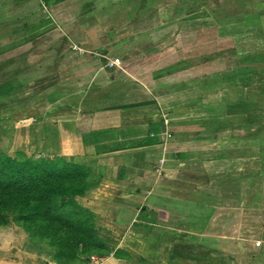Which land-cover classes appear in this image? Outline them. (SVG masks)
<instances>
[{
    "label": "crops",
    "instance_id": "obj_1",
    "mask_svg": "<svg viewBox=\"0 0 264 264\" xmlns=\"http://www.w3.org/2000/svg\"><path fill=\"white\" fill-rule=\"evenodd\" d=\"M23 1L16 3L18 10L24 4L22 15L16 11V59H0V111L16 95V136L31 151L17 153L90 170L77 200L92 211L97 237L109 249L97 255L100 264L111 258L124 264H264L263 167L246 178L243 147L216 148L222 140L239 139L243 125L224 117L215 130H206L209 119L189 117L215 104L244 106L238 95L231 101L223 96L244 91L233 72L238 66L214 72L211 66L225 61L221 54L218 60L206 55L198 64L209 71L191 78L183 71L201 65L158 66L166 24L189 37L211 22L219 35L216 13L203 14L205 0H172L171 10L158 0L153 11H128L131 0H38V12L31 10L36 0ZM250 1L235 4L243 9ZM231 5L222 9L234 19ZM103 56L120 65L106 66ZM7 80H16V89ZM253 144L261 153V139ZM228 213L238 214L234 222L227 221ZM239 214L252 216V225L241 227ZM14 231L0 228V264H40L37 247L4 242L16 237Z\"/></svg>",
    "mask_w": 264,
    "mask_h": 264
},
{
    "label": "rangeland",
    "instance_id": "obj_2",
    "mask_svg": "<svg viewBox=\"0 0 264 264\" xmlns=\"http://www.w3.org/2000/svg\"><path fill=\"white\" fill-rule=\"evenodd\" d=\"M17 1L24 2L23 0ZM17 1L12 2V0H0V23H2L3 21L5 22V26H2V24H0V59H2L3 57L4 59H16V11L21 13L22 15L23 11L20 10H24V4L23 7H20V10L16 9ZM103 1L108 2L118 0ZM159 1L160 3L164 2V6L169 10L173 9L170 6H172L173 3H176L172 0ZM239 1L240 0H205V2L202 3H205L206 9V12L203 13L204 15H207L210 11L213 10V12L216 13V15H214V19L220 20L219 22L221 23V25L218 27L221 29V31H219V35L216 34L215 30H213L215 28H213V26H210L211 22H209L210 25L208 24V22L202 24V26L204 27L203 33L202 31L198 33V31L195 30L196 32L189 37L179 36L180 34H176L175 32L176 28L174 26L176 25L171 26V24H166L167 26L162 28L160 30L161 32L159 33L160 35L165 37V41L167 40V42L161 48V53H159L161 60L158 63V66L159 68L165 67L164 70H166L173 65H178V68L175 69L180 70L181 67L183 65L186 66L189 61V64H198L206 60L205 56L209 54H211L212 56L214 55L215 57H219L221 54L222 58L225 57V61L223 60L222 63H217L211 66L210 69H212L214 72H220L226 68L227 70L229 69L231 70L230 72H232V68H234L235 66H239L240 69L238 71V82L240 83V86H242V89H244V91L238 93L233 89H230L229 91L225 92L223 96H225V99L231 101L238 95L237 97L242 99L244 98V106L239 109L231 107L229 110L227 105L225 108V104H215L211 106V108H207V110H201L200 108L199 112L190 113L191 115L189 117H191L192 119H199L204 117L205 119H209L208 122L202 125L206 130H215V127L219 124L218 120H224V117L225 119L238 121L241 126L243 125L242 127L238 128L237 133L235 134V136H239V139L234 138L233 141L230 139L228 142L222 140L220 143H216V148H226L232 146L235 147L237 145L243 147L244 153L246 154V159H248L245 163V175L247 178L248 175L253 171L257 172L262 167H264V51L262 52L261 50H259L254 52V49H260V47H262L264 44L261 39L262 37L260 23L258 22L259 19L257 16L258 1L264 0H253L246 3L245 7L247 8L246 12L249 13L248 16L246 14L242 15L241 11L237 10L240 9L244 11V8L242 9L243 6L241 7V5L235 4L239 3ZM157 3L158 0H131L128 3V11L129 9H131V7L132 9H134L136 8V6H144L150 9V11H153L154 6H156ZM160 3L158 4L160 5ZM185 3H187V1ZM228 3L232 4L230 6V15H238L237 17H234V19L238 18L237 21H235L233 17H224L226 11H224L222 8L225 7ZM39 4L40 2L36 0L35 4L31 6V10L36 6V12L42 11V7H40ZM81 5L84 6V3L81 2L80 8L78 9V6H76L75 9H78L80 10V12H82ZM60 6L61 5H59L58 7L62 8ZM190 7L191 5H188V8ZM49 12L51 13L53 11L50 10ZM171 13L172 12H170L169 14L171 15ZM159 15L160 18H163L165 20L166 12L164 9L159 12ZM45 19L46 17L43 16V20ZM47 19L51 21V24H56V18L52 14H50V17L47 16ZM187 23L188 20L181 21L182 25L186 26L188 25ZM171 45L174 46L172 47ZM217 57L215 58L216 60L219 59ZM236 57L239 59L237 64L235 65ZM243 57L244 60H241ZM240 62H242V64H240ZM240 66L242 67V69ZM188 67L189 65L186 68ZM196 67H198V69H196ZM202 68V65L195 66V68L185 70L183 71V73L185 74L187 72L188 77L191 78L194 75H199L200 73L205 71ZM207 71H209V69H206L205 73H207ZM5 83H8L10 87H16V80H7ZM41 103H43V99L41 100ZM3 107H5V109L0 111V123L2 124V126H0V154H5L13 158H21V156L17 153L19 149H26V151L28 152L31 151L28 149V146L30 144L23 143V139L17 138L16 136V95L11 96V98H9L8 100L6 99ZM207 116H211V118H206ZM230 130L234 129L230 128ZM258 139H261V153L258 152L259 150L257 149V146L253 144V141H257ZM212 145L213 144H209V146ZM252 150L255 151L252 152ZM248 152L249 154H247ZM29 157L33 159H49L48 157L46 158L42 155H34ZM261 189L262 195H264V184ZM261 206L262 203L257 207ZM250 209L254 210V208L252 207ZM240 215L241 214H239L238 219H241V227H243L244 224L252 225V216L244 215V218L242 215ZM252 215H255V212H252ZM237 216L238 214L228 213L227 221L234 222ZM235 224L233 225L232 229L230 228L231 233L232 230H237ZM230 225L231 223L227 225H221L220 227L225 229ZM14 226L16 227V225ZM239 230H241V228ZM16 231H14V234L18 233L16 237H13L11 241L5 240L4 242H9L8 244L11 243V246L16 247V249L21 248L26 244H30L33 247H37L40 264H46L47 262L56 263L54 262L52 257H49L50 252L44 253L43 248L40 245L34 244L30 238L26 237V235L22 231H20V229L16 228ZM214 231H218V228H215ZM245 235H250V233L246 232ZM255 244L256 242L254 243V245ZM245 257L248 258L247 255ZM127 258H130L131 260L134 259V257ZM100 259L102 260V258ZM214 261L217 262V259H214ZM135 263L137 264V261ZM182 263L188 262L186 259H182ZM104 264L124 263L115 261L111 258L109 261H105Z\"/></svg>",
    "mask_w": 264,
    "mask_h": 264
},
{
    "label": "trees",
    "instance_id": "obj_3",
    "mask_svg": "<svg viewBox=\"0 0 264 264\" xmlns=\"http://www.w3.org/2000/svg\"><path fill=\"white\" fill-rule=\"evenodd\" d=\"M245 6L241 14L248 16ZM257 16L264 43V1H258ZM259 50L264 44L254 52ZM239 69L233 71L236 81ZM18 155L0 154V228L16 225L59 264H83L90 255L108 253L92 211L77 200L86 192L90 170L61 158Z\"/></svg>",
    "mask_w": 264,
    "mask_h": 264
},
{
    "label": "built area",
    "instance_id": "obj_4",
    "mask_svg": "<svg viewBox=\"0 0 264 264\" xmlns=\"http://www.w3.org/2000/svg\"><path fill=\"white\" fill-rule=\"evenodd\" d=\"M72 50L74 51H78V52H81L80 49H78L76 46H72L71 47ZM105 58V56H103ZM105 61H106V66L108 67H114V66H119L120 65V61L119 59H108V58H105ZM257 247L260 246V242H256L255 244ZM100 258L97 256V255H90L86 262H84L83 264H100ZM48 264H57V263H48Z\"/></svg>",
    "mask_w": 264,
    "mask_h": 264
},
{
    "label": "water",
    "instance_id": "obj_5",
    "mask_svg": "<svg viewBox=\"0 0 264 264\" xmlns=\"http://www.w3.org/2000/svg\"><path fill=\"white\" fill-rule=\"evenodd\" d=\"M161 127H162V129L164 128V126H163V125H161Z\"/></svg>",
    "mask_w": 264,
    "mask_h": 264
}]
</instances>
